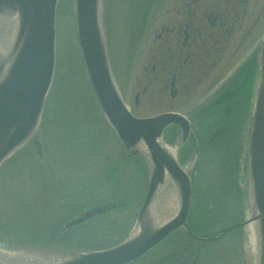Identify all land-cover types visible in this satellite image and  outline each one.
Instances as JSON below:
<instances>
[{
    "label": "rangeland",
    "instance_id": "374dc122",
    "mask_svg": "<svg viewBox=\"0 0 264 264\" xmlns=\"http://www.w3.org/2000/svg\"><path fill=\"white\" fill-rule=\"evenodd\" d=\"M183 2L184 0H109L108 3L110 25H108V17L106 16V32L110 59L112 56L114 66L118 69L116 79L132 112L139 116H148L164 110L179 111L191 119H195L196 127L207 143L202 147V151L206 153L200 162V166L205 172L198 171V180L193 183L191 213L188 221L195 223L194 227L191 226L194 232L201 235L207 232L206 235L212 238L206 242H196L192 238L190 239L193 241L185 240L182 236L185 242L175 244L171 243L174 240L169 239L168 242L171 244L167 242V245H159L151 255L136 264H146L148 260H152L151 264H255L256 253L254 247L248 242L246 232L251 227L250 224L243 225V229L230 231L222 239L217 238L218 241L215 238V234L222 224L228 226L233 224L235 220L239 222L246 220L253 211L254 206L252 203L249 204L247 198V191L251 195L252 188L248 187L247 190L246 181L245 179L242 180L240 171L245 173L243 167L245 169V158L248 155L246 145L255 85L254 83L250 84V101H242L247 106L242 108L243 105H241L234 116L228 111V108L232 109V107H229L226 97L219 98L218 105L214 104V100L219 92L218 90H223L228 82L233 80L234 77L236 78L237 71L240 69L239 66L248 57L252 49H255L254 47L264 34V14L261 13L256 18L254 13L249 14V16H247V13L245 14L242 24L247 18L248 25L253 23V29L237 48L236 45L241 38L242 28L239 27L227 37L221 35V32L218 34L214 30L204 29L201 24H198L199 29H195L193 26L189 27L192 36L186 47H180L179 43L175 42L179 46L176 47L174 41H177V33L175 35L171 34V41L166 39H171V37L166 36L164 33L160 38H157L156 35L160 31L161 25L166 26L172 23L173 20L176 22L177 20L183 21ZM255 9H253V12ZM181 30L182 28L178 31L181 32ZM168 49H170L169 53L174 56L172 63L178 70L182 71V75L177 76L175 82L176 94L172 97L168 93V82L169 78L173 76V67L172 65L166 67L165 71L161 68V63L164 62L165 65V61L168 62L172 56L168 53ZM186 53L189 56L186 62L183 63L182 57ZM55 58L57 69L55 73L57 75L54 91L52 89L51 103L45 108L48 111L46 112L48 123L44 127V149L49 161L61 174H55V177L59 181H65L72 179L71 174L73 173L76 175L94 168L100 160V151L106 148L103 145L104 131L100 130L103 116L95 98L93 100L84 84L86 74L79 45L74 34L72 0H59L58 3ZM154 64L156 67L152 70L151 65ZM238 82L236 80V83L230 84L232 87H236ZM146 86H148L146 92H140ZM83 88L87 98L81 94ZM248 90L249 85L246 92H244V98L247 97ZM136 92L139 93L137 103H135L134 98ZM236 102H239L238 97ZM204 105L209 106V108H206L203 113L199 114L200 117H197L195 114ZM239 112V124L241 125L237 139L240 140L243 149L242 157L245 161L241 166H239L241 161L235 164L232 151L235 145V137H233L235 130L222 132L227 125L232 124L231 119L234 120V124L238 122L237 114ZM239 124L234 125V127ZM66 126L68 131L65 129ZM23 157H27V154L20 158L17 154L0 169V188L4 186L1 193L5 196L0 200V214L7 207H11L9 195L23 189L28 190L30 187L34 189L36 185L35 181L39 177L37 168L33 166V171L29 172L30 164L34 163H30L29 157L25 159ZM242 157L240 155L239 159L242 160ZM131 162L125 163V169L128 167V170H125V177H127L125 185L121 184L120 188L112 185L110 191L105 190L103 192L108 196L110 195V197H106L109 198V201H116L118 198L128 200L129 204L125 211L119 212L118 218L109 219L106 223H104L105 219L103 218L105 214L91 219L93 224H97L95 225V231L102 234L100 237L94 238L96 243H92L98 248L108 246L109 243L119 239L125 229L128 230L132 224L130 215L133 214L128 213L127 210H137V208H133L136 207L133 204L135 203L136 194L139 195L140 193L142 184L136 181L131 182L130 173H128L131 170V165H129ZM187 162L184 163L185 168H188ZM135 165L139 168L137 164ZM113 169L114 166L110 161L103 171L109 173ZM246 170H248V167H246ZM67 171L70 175H64ZM140 171L142 170L140 169ZM143 174L144 172L139 171L134 173L138 176H143ZM106 177H109V175H106ZM221 182L223 183V201L221 207H217L215 192L217 193V190L221 189ZM168 184L165 187L170 188ZM164 191L165 195L159 198L162 200L161 206L164 207L162 212H164V209L167 211L173 203V201H170L169 189ZM237 191L242 196V200L233 203L230 200H234ZM92 194L93 189L87 186L81 191V198L86 201L81 205H72V207H80L90 202ZM132 194H134V197L131 199ZM209 195L212 197L214 195L215 201L212 207L207 208L208 213L212 212L209 218L210 221H203L205 218L201 221L200 207H205L203 202ZM217 196L221 198L219 193H217ZM51 199L57 200L55 204L63 202L64 207L68 206V203H73L71 194L69 196L67 192L58 199L55 194H51ZM250 202H252V199ZM233 207H240V211L231 215ZM204 227L207 229H204ZM104 231L111 233L104 234ZM87 233L83 230L79 233V236L87 238ZM178 233L180 232L174 235ZM177 238L179 240V235L176 236L175 240ZM11 239L12 237L10 238L0 228V240L5 245H11L15 243ZM88 241L91 240L88 238ZM89 242L85 244L64 240L61 242L62 244L50 243L49 246L52 249L58 247L59 249L80 250L82 247L91 245Z\"/></svg>",
    "mask_w": 264,
    "mask_h": 264
},
{
    "label": "water",
    "instance_id": "95a60500",
    "mask_svg": "<svg viewBox=\"0 0 264 264\" xmlns=\"http://www.w3.org/2000/svg\"><path fill=\"white\" fill-rule=\"evenodd\" d=\"M102 0H74L77 40L100 108L125 148L144 144L152 161L147 195L139 215V232L102 251L57 258L49 255L27 264H124L148 250L172 228L185 225L189 180L157 142L162 129L187 122L172 113L133 118L114 81L102 30ZM57 0H0V163L35 131L54 70V12ZM259 76L249 139L250 182L257 218L258 257L264 264V41L259 48ZM167 170L180 194V209L157 225L147 211ZM0 264H5L0 260Z\"/></svg>",
    "mask_w": 264,
    "mask_h": 264
},
{
    "label": "flooded vegetation",
    "instance_id": "af4514ba",
    "mask_svg": "<svg viewBox=\"0 0 264 264\" xmlns=\"http://www.w3.org/2000/svg\"><path fill=\"white\" fill-rule=\"evenodd\" d=\"M183 4V21L181 20L182 22H180L177 20L176 22L173 20L172 23L166 26L162 25L160 28L161 34L159 35L162 36L164 33L166 36L171 37V39L166 38L168 41H171V34L173 33L175 35V33H177V41H174V43H179L180 47H186L188 41L191 39L192 35L190 34L189 27L193 26L195 29H199L198 24H201L204 29L208 28L214 30L215 33L219 34V32H221V35L227 37L239 27L242 28L243 31L241 30L240 34L241 38L238 41L239 46L240 42L244 41L245 37L249 35L253 29V23L248 25L247 18L244 24H242L245 14L247 13V16H249V14L254 13L256 18L259 14L264 13V0H260L258 3L253 0H184ZM253 9H255L254 12ZM181 28V32L178 31ZM180 34L182 36L181 40ZM177 43H175L176 47H179ZM169 50L170 49H168V53ZM179 50L181 51V49ZM169 54L172 55L170 60L168 62L165 61V65L164 62H162L161 68L165 71L166 67H171V65L175 67L173 69L174 73L172 78V82L175 84L177 76H181L182 71L178 70L172 63L174 59L173 54ZM188 56V53H186L185 56L182 57L183 63L186 62ZM152 67L155 68V64L152 65Z\"/></svg>",
    "mask_w": 264,
    "mask_h": 264
},
{
    "label": "bare ground",
    "instance_id": "6f19581e",
    "mask_svg": "<svg viewBox=\"0 0 264 264\" xmlns=\"http://www.w3.org/2000/svg\"><path fill=\"white\" fill-rule=\"evenodd\" d=\"M78 217L81 219L83 218V214L79 213L78 214ZM1 256H0V259L6 261V262H10L12 264H20V263H17V262H26L24 261L27 257L25 255H20V253H10L9 255H6L7 253L6 252H0ZM13 258L12 260H15V261H12L10 260L9 258Z\"/></svg>",
    "mask_w": 264,
    "mask_h": 264
}]
</instances>
